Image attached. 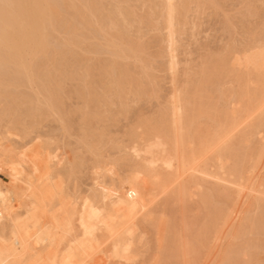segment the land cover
<instances>
[{"label": "bare ground", "instance_id": "6f19581e", "mask_svg": "<svg viewBox=\"0 0 264 264\" xmlns=\"http://www.w3.org/2000/svg\"><path fill=\"white\" fill-rule=\"evenodd\" d=\"M131 1L0 0V141L30 135L44 117L57 114L63 122L68 113L67 118L76 116V108L75 115L64 112L63 95L65 82L78 77L75 83H83L76 84L75 95L86 107L79 106L86 124L90 115L100 118L89 110L96 104L129 105L128 95L147 96L157 76L132 35L143 24L166 31L171 84L169 106L154 120L141 119L129 133L132 142L121 145L135 171L120 195L110 193L97 168L92 174L93 183L101 184L97 195L69 191L39 162L38 153L53 150L40 139L27 154L28 171L21 160L0 170V264H224L225 229L235 230L237 239L247 230L264 231V25L249 30L241 48H225L220 58L206 62L197 81L196 75L182 85L180 37L192 4L201 13L217 2L133 0L144 11L149 5L146 15H138ZM86 53L108 56L86 64L81 59ZM214 79L233 87L217 90ZM4 141L1 150L11 151ZM81 142L95 154L92 143ZM78 161L72 160L73 167ZM209 181L213 192L204 193ZM213 195L223 196V206ZM210 204L215 207L208 209ZM252 212L260 215L249 216ZM248 249L242 255L255 259Z\"/></svg>", "mask_w": 264, "mask_h": 264}, {"label": "rangeland", "instance_id": "374dc122", "mask_svg": "<svg viewBox=\"0 0 264 264\" xmlns=\"http://www.w3.org/2000/svg\"><path fill=\"white\" fill-rule=\"evenodd\" d=\"M132 1L129 2L130 6L132 5ZM215 2H217L215 6L206 7L204 10H202L201 13H199L197 9L195 8V4H192L194 5V7L192 11L189 13V23L187 24V26L183 27L184 32L182 33L180 37L181 44H180V54H179V60H180L179 70H180V78H181L180 80H181L182 85L185 84V82L188 79H190L192 82L191 78H195L196 75L197 77L193 80L197 81L201 75L200 74L201 70L199 69L203 68L202 67L203 65L207 64L206 66H208L209 63L211 64V62H214L215 60L220 58L221 55L225 53L227 48L233 47L232 49L234 50H236L235 48L237 47L238 49L241 48L244 44L249 42L250 38L248 35H250L251 31L256 32V30H261L263 28L264 14L262 13H264V10H263L264 7L262 4L263 3L262 1L260 0H254V1L252 0H215ZM133 3L134 4L132 5V8H134V10L139 8L135 10L136 12H138V15L139 14L142 15L143 12L145 14L146 12L148 13L150 11L149 7H147L149 6L148 4L145 6L146 11H144L145 8L142 9V6L140 4H137V2L135 1H133ZM248 3H249V7H247ZM139 6H141V8ZM248 8L250 11L248 10ZM260 8L261 9L263 8L262 9L263 12L261 11ZM253 11H255V14ZM252 12H253L252 15L249 14ZM143 26H141L142 28L140 27L141 29L139 33H137L139 35L137 34H132V35L134 36L136 42L139 43L143 49H145L143 57L145 58V60H147L146 62L149 63L148 64L149 67L151 65L153 67L154 73L152 72V69H151L150 71L151 74L153 76L155 75V78L157 76L156 78L157 82H155L157 84L154 83V85L156 86L154 85L153 87L151 86L152 89L153 88L154 89L153 90L150 89L151 87L149 86L150 93L147 94V96L145 95L142 96V98L140 99H136V97L132 94H130L131 96L128 95L129 97L127 96V99H125V103L128 101L129 105L128 103H126V105H121L120 102H118L119 100L116 101L117 105L114 103L113 105L112 103L108 104V106L106 103L104 104L101 103L100 106H98L99 104L98 105L91 104L92 106L94 105V107L90 106L91 108L89 110H93L92 108H94L96 112L92 111V112H95L93 114L96 117L98 115V117L100 118H95L93 115H90L92 116V118L89 116L90 118H88L87 124H86L84 121H83L84 123L82 122V120L80 121L79 117H81L82 119L83 115L81 116L79 114L80 113L79 111L82 110V109H79V106L83 108V110L86 107L84 108L85 105L83 104L82 100L80 98H77L75 95V90H76L75 86L76 84H78L75 82H77V80L79 82V80L81 79L78 77L79 79L77 78L76 81L74 79L73 80L74 82L72 80L67 81L68 83L65 82V87H64L65 93L63 95L64 96L63 102L64 103L66 102L67 104L66 103L64 104V112L65 113H67V111L70 113L75 112L73 114L75 115L77 113L76 112L77 110H72V109L76 108L79 110L77 113L79 116L76 114V116H73V118H71L72 114H70L71 117L69 118L71 119L69 121L72 120L71 122L72 124L68 121L69 118H67L69 116V113L68 115L67 114L65 115V121L67 120L68 122L57 121L58 120L57 119L58 117H56L57 114L56 116L55 115L53 116L51 115V117L48 116L47 119H45L46 117H44V120L41 119L42 123L40 122L41 123L40 125L35 126V130L32 131L30 135H27V136L17 135L16 132L18 131L16 130L15 132L16 136L13 135L12 137H9L8 139L6 138L7 140L5 139V141L4 140L0 141L1 143L4 141L3 145H6L7 143L8 145H6V147L8 146V149L10 148L9 146H11L10 148L11 151L9 152L5 151L4 146L2 150L0 148V170L1 171L4 170L5 166L7 165L13 166L15 161H20V160H21L20 167L23 166V170L28 171L30 169V167L28 166L30 165V163H29L27 154L29 153L30 149L31 150L33 149V145H36L37 139H40L43 145H46V147L49 146L53 150H52V154L50 155H48L46 152L38 153L37 155H38L39 162L42 164L45 170L53 169L55 171V175L57 176L56 178L63 179L65 181L64 185L69 191L71 192L78 191L82 193L83 195H92L93 197L97 195L101 191L100 190L101 184H94L92 181L93 170L97 168L102 172L101 174L102 181L108 186L110 193H113L115 196H118L122 193L123 184L128 181L129 176L133 174V171H135V169L132 166H130L129 161H127L128 158H126L127 156L126 152L121 149L122 148L121 145L130 144L132 142V138L129 133H131L132 129H135V127H137V123L140 122L141 119L147 120L148 118H150L154 120V117L157 118V116H159L160 113H162V111L167 106H169V99H170V91H171V84L169 82L170 74L168 70H166L168 67L167 61H169V58L167 55H165L167 54V51L165 50L166 45L164 42L165 40L163 39V37H165L166 31L162 27L161 29L163 31L159 29H154L150 27V25H147V24H143ZM135 29L137 30V26ZM135 31H133L132 33H134ZM139 36H141L140 37L141 39L139 38ZM139 41L142 42L143 45L146 43L144 45L145 47ZM87 44H90V42ZM86 54L91 55V57ZM86 54L85 55L83 54L82 56L85 58L81 57L82 62H86V64L87 63L90 64V61L91 62H94L96 60L102 61L103 58L107 59V56H108L107 54H105L106 56H103V54L101 55L98 54L96 56L95 53H93L94 55L91 53H86ZM88 56L91 58V59L89 58L90 60L87 58ZM134 67L135 65L134 66L132 65L133 70L136 68L134 71L138 70L143 73V70L141 68H137V67L134 68ZM91 73H92V76L94 75L93 77L98 78L97 77L98 71H95V72L92 71ZM142 73H138L139 76L138 74H136V72L134 74L137 75V77L144 78L145 76ZM95 80H98V79H95ZM214 81L215 83H217L216 79H214ZM227 81H229V79H227ZM69 83L70 85H68L67 87L66 84H69ZM81 83L83 82H80L79 84ZM227 83L226 85L225 84L221 85L217 83V85L215 84L217 87L215 86L213 88H216L217 90L221 88L231 89L233 87V83H231L230 81ZM71 84L74 86L72 87ZM157 85L159 86V88L157 87ZM71 89H72L71 93L72 95H74V98L71 95V97L69 96L70 98L67 99L66 97L69 94V90L71 91ZM28 90L30 93H32L31 89H28ZM96 90L98 92H101L100 91L101 89L96 88ZM207 91L208 90L204 91V93L206 94ZM153 92H155V95H153L154 94ZM65 98L67 99L66 101H65ZM122 106L123 107L125 106V107L123 108ZM83 110L81 111L82 114H83ZM98 110L100 112H98ZM97 112L101 114H96ZM119 112H121L122 114ZM111 115H113V117H110ZM6 121L2 122V126H4L3 123ZM61 123H63V125ZM68 123H70L71 126L70 124L68 125ZM65 124L68 125V127L70 128V132H68L67 128H66L67 132L64 131L65 128H63V126ZM5 125L7 126L8 122H6ZM80 127L81 128L83 127L82 130H80ZM1 128H2L1 130H3V127ZM80 136L83 139H86V142L88 141L92 143L95 149L97 147V150L94 149L95 154L87 151V147L85 146V144H83V142H81L82 138ZM75 157H76V160H79V161L76 163L75 167H73L74 162L72 163V160H74ZM125 158L127 160H125ZM210 182L211 181L206 182L205 184L208 183L207 185L209 187L210 186L212 187V183ZM208 186L207 188H209ZM211 187H210L211 191L210 190H208L207 192L204 191V193L213 192V188L211 189ZM213 187H214V184H213ZM214 194H217V192ZM216 196L217 195H213V198L214 199L216 198L215 201L213 199V202L216 203V201L218 200L216 204L218 205L220 203L219 205L221 207L222 205L221 200H223V196L222 198H220L221 195H219L218 197L220 199H218V197ZM212 205L211 204L209 206L207 205V207H209L208 209L210 208L212 209L213 207H215V204L213 205V207ZM203 206H204L203 208H205L206 210L207 207L205 205ZM257 213L258 214L252 212L249 216L254 217L255 214L260 215L259 212ZM231 231L233 230L231 229ZM258 232L260 231H257V233L251 232L252 233L251 234L247 230V232H245V238L243 236L240 237V239L243 238L242 239L243 241H242L239 238L238 239L236 238L237 236L235 235L236 234L235 230L233 232H230V227L225 229L224 236L227 237L228 235L227 237L228 239H226L227 240L226 241L224 237L223 242H222L223 246L221 248V251L224 252L222 253L223 254L222 257H224L223 258L224 264L226 263L227 264L228 263L229 264H241V263L246 264V262L243 260L249 259V256L245 257L244 255H242V253L244 252L243 249L245 250L246 246L249 247V249H251L250 251H252L253 254L255 255V259L253 258L249 259L248 261L250 260L252 261H250L248 264H257L256 263L257 261H259L260 264H264V260H263L264 259V244H262L264 243V231L262 230L260 233ZM248 237L252 238L254 241H251L252 239L249 240ZM238 242H241V243H238ZM248 242L255 243L254 244L255 246L250 243L248 244ZM242 243L245 246V248L243 245L241 246ZM230 254L231 255L233 254V255L231 256ZM256 255H258V257ZM260 260L262 261L260 262Z\"/></svg>", "mask_w": 264, "mask_h": 264}]
</instances>
